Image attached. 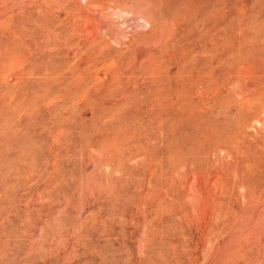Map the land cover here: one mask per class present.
Segmentation results:
<instances>
[{
    "label": "rangeland",
    "instance_id": "rangeland-1",
    "mask_svg": "<svg viewBox=\"0 0 264 264\" xmlns=\"http://www.w3.org/2000/svg\"><path fill=\"white\" fill-rule=\"evenodd\" d=\"M0 264H264V0H0Z\"/></svg>",
    "mask_w": 264,
    "mask_h": 264
},
{
    "label": "bare ground",
    "instance_id": "bare-ground-1",
    "mask_svg": "<svg viewBox=\"0 0 264 264\" xmlns=\"http://www.w3.org/2000/svg\"><path fill=\"white\" fill-rule=\"evenodd\" d=\"M219 26V25H218ZM208 28V27H207ZM205 34V33H204ZM197 40V39H196ZM187 61V60H186ZM216 67V66H215ZM215 67H214V70H215ZM212 70V71H208V73L212 76V79H210V82H215V71ZM214 71V72H213ZM260 84V83H259ZM261 85V84H260ZM177 96V95H176ZM169 113V112H168Z\"/></svg>",
    "mask_w": 264,
    "mask_h": 264
}]
</instances>
